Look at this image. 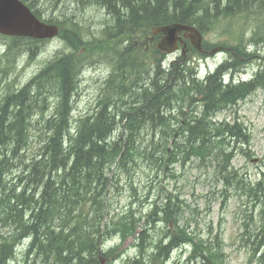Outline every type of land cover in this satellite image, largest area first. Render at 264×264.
Returning <instances> with one entry per match:
<instances>
[{"label":"bare ground","instance_id":"6f19581e","mask_svg":"<svg viewBox=\"0 0 264 264\" xmlns=\"http://www.w3.org/2000/svg\"><path fill=\"white\" fill-rule=\"evenodd\" d=\"M19 2L23 3L28 7L30 12L35 16H43L44 12L41 10V6L47 4V0H18ZM50 3L45 9L49 12L44 18L43 24L46 26H50L53 31V37H46V38H34L30 37L28 34H22V35H10V34H1L0 33V41L2 42L0 45L2 46V49L0 50V58L2 57L3 60H15L19 55V49H21V52H27L28 49L33 47H38L39 50L44 47V42L51 41L54 39H60L62 40L65 45L66 49H59L57 50L54 55L52 56V59L48 60L47 63L54 64H62V62H69L70 65V71L79 68L81 69L85 65V57L78 56V54H82L83 51L86 49H92L95 50L94 53H91L92 55L90 57L98 56L99 58L96 60L100 62L103 65L111 66L110 73L106 74L103 78H97L96 80H103L104 81V87H103V93L99 94V99H96L92 105H89L84 110V113L79 117L80 120L75 122V124L70 123V127L68 126V136L67 140L61 141V143L57 147H50L49 149L46 148V140L51 136L50 133H52L55 130V125L48 124L49 126H52V129L50 131H47L45 133H42L40 135L36 153L39 158L42 156H49L56 158L55 167L60 168V170L63 171V173L67 175H75L73 179L71 180L70 186H75L70 196L74 200V207L77 209L79 207L81 208H90L94 211H98L101 207L102 203L106 201L107 199V191H108V199L113 196L114 193L120 194L124 190V187L121 185V177L127 176L129 178L130 183L128 184L129 191L132 193L130 194L131 200H130V207L133 209L135 206L143 208L141 215H146L147 213L151 212L156 221L155 223H164V220H160L159 212H162L163 207L165 206L169 210V214H173V217H175L176 214L182 213L183 206L185 205L184 202L180 201V206L177 204H174V202L171 200L178 198V196H173V194L168 195V187L171 185V182H178V179L180 177V173H177V171L170 168L173 165H179L181 169H186L188 167H193L196 163V166L200 170L204 171H214V179L213 181L207 180L206 184H210L213 188L216 189L219 188L220 195L219 197H227L228 199L231 198V195L229 192L234 189L236 190L239 195L246 196L248 199L252 200V206L253 202L256 199L257 205L261 206V212L258 211L257 219H262V224L259 226V230L257 232L258 241H261L264 239V231H263V224H264V180L258 179L253 180L252 178H249L246 173H244L245 166H238L234 167L232 166V161L237 158V156L242 155L243 158H245L246 161L251 159V155L247 154L246 152L235 148V146L232 147L230 150L232 152V159L229 161L228 164L225 163L224 160L220 159L218 162H215L213 164H210L206 161L201 160L200 158H192L186 157V153L183 151L182 148V142L181 140L174 135L173 130L175 128H179L180 122H183V119H186L185 122L190 123L191 121L194 123H198L203 129H208L210 131H214L218 134V137H223L221 139L226 140L228 137L226 133L229 132V129H227L223 124L224 117L221 119V116H226L225 114L228 109L231 108H240V104L246 100L248 97L252 95V93H256L257 91L261 90L260 86H256L252 93L250 92H242L239 96H237L231 103H228L226 107L221 109H212L209 110L207 115H200L201 110L199 109V112L197 114L194 111H190L189 116L182 115L184 113V110L181 108V106L171 105L170 108H164L166 107V103H163V99L159 100L155 104V108H157V113L155 119L159 120L160 123H155L156 125L152 124L153 120H150V124L142 129V132H140L136 140L133 141L130 138H126L123 136L122 139H112L110 138L111 134H114V137L121 135H124V126L126 123H128V119H124L121 123H119V126L113 127V129L110 130V136L107 138L106 133L103 131H100V124L98 123V114L102 112L103 110L106 112L105 116H108L110 118L119 116V110L121 109L123 103L129 101L131 99L130 94L132 93V90L129 89L125 92V95L122 97L115 95L111 101L105 102L106 98L108 96H112L114 92L116 91V84H119L121 87L123 85L122 82L128 81L130 84H134V89L137 94H146L148 96L149 89L151 88V84L149 83V80L154 77L156 74H165V70L172 69V67L177 64L182 65V69L179 75H171V77L167 78L162 82V85L166 87L163 94H166L170 92L171 94H178L185 90V88L188 86L187 84L183 85L189 78V71H193L196 73V76L199 80L203 81L206 76L200 74V69L198 70V66L201 65L199 61L201 59H207L213 55L221 54L223 51V47L218 44H210L207 43L204 40V34L206 32H201L202 35V42H201V48L202 51H199L197 48H195L193 45L191 46L193 50L197 52L199 55L196 56V62H197V68L194 66V63L191 61L187 62L186 58L188 56V46L191 45V39H192V31L187 30L186 27H189L190 29L197 30V27L194 25H186L181 24L179 21H172L170 24L167 25H184L182 28L183 30L176 31L180 32L178 33L179 39H178V45L177 49L175 51H169V47L163 42L162 40L164 36H159L155 34V31L157 28H160L163 25L159 24H148V26L144 29L141 28L143 25L147 24V20L145 18H142L141 15L137 14V8L138 4H135L134 8H131L130 6H127L129 8V12L125 13V15L128 17V19H123V24L128 25L131 28L135 29V32L139 34L140 36L141 29L147 33L145 38H141V41L144 40V44L141 45L145 50V53L148 54V57H151L150 62H152V66H147L146 68H151V72L146 75H143V77H137L134 78L132 74H129L127 68L125 66L121 67V62L118 54H120V51L124 57L129 55V57L125 58V60H133L132 64H138L137 60H139L142 56V52L139 51L136 53L135 45L133 44V40L136 39L135 37L128 36V35H122L121 37H118L115 40H112L110 44L103 45L102 47L100 44L102 43L104 36H100L98 38H94L88 30L86 26H83L80 21H77L73 18L68 17L67 13H62L64 11L59 12V3L60 0H49ZM103 1L105 0H75L77 5H81L82 9H101L103 11L106 10V7L103 5ZM176 1V0H175ZM25 2V3H24ZM230 0H202V2H189L188 3H182L179 4L180 6L177 7L176 11L177 14H172L171 12V18L173 16V20L178 19H187L189 21H192L195 24H207L211 28L214 26V24L220 19V18H228V16H224L222 13L223 5L228 4L229 5ZM147 4V2L145 3ZM32 8H30L29 6ZM111 6L112 10L115 14H124L123 7L125 5V0H111ZM110 6V7H111ZM109 8V6H108ZM37 12V13H36ZM106 12V11H105ZM43 13V14H42ZM59 14V15H58ZM107 15V21L105 23L104 29L107 28V30L113 31L115 26L118 23V20L116 17L114 18L111 14ZM248 15V14H247ZM124 16V15H123ZM211 23H208L210 19L213 17ZM246 16V15H245ZM235 17H242L241 14L236 15ZM19 15L12 14V16L7 20L6 24L2 25V29L6 30L7 28H11L13 32H19L23 31L21 27L14 25L17 22L20 21ZM111 19V22L109 20ZM113 19V20H112ZM47 21V22H46ZM116 22V23H115ZM142 23V24H141ZM119 25V23H118ZM178 25V26H179ZM186 26V27H185ZM263 27L262 24H257L256 27H254V32H259V30ZM78 32V37L76 35V32ZM89 33V34H86ZM138 39V38H137ZM31 40V41H27ZM27 41V42H25ZM21 42H25L22 43ZM100 43V44H99ZM129 43L133 44V48ZM26 44V45H24ZM71 44L72 47L69 45ZM32 47H29V46ZM75 45V46H74ZM80 46L79 48H73L76 46ZM126 45V46H125ZM26 49H22L25 48ZM135 50V52H130L132 50ZM39 50L36 51L35 55H38L37 53ZM69 50V52L67 51ZM75 53L76 56L69 57L68 55ZM90 57L88 59H90ZM123 57V58H124ZM179 57H182V60H179ZM171 58V59H170ZM94 59V58H91ZM250 57H240V60L242 62V65L239 66L240 71L238 72L239 76L242 75V72L247 68V65L249 62ZM183 62H186L185 66ZM81 64V65H80ZM199 64V65H198ZM113 65V66H112ZM125 65V64H124ZM150 65V64H148ZM68 66V65H66ZM154 67V68H153ZM45 68V67H44ZM44 68L39 70L37 72L40 73ZM145 68V69H146ZM153 68V69H152ZM2 72H0V88L6 87L7 91L5 94H0L1 97V107L5 105L4 100L8 98L11 94H13L15 91H17V85L20 83V80L17 79V70L15 67L11 70H5L4 68H1ZM63 67H61V70ZM69 71V70H68ZM144 70L143 72L145 73ZM100 75L104 74L102 69L100 70ZM10 73V74H8ZM35 74V75H37ZM237 74V76H238ZM34 75V76H35ZM80 71L74 73L73 79L74 82L71 84L70 87V93L72 95L73 102L76 103V98L80 95V90L86 87H81L83 82L86 80H81L80 78ZM127 76L125 79H122L123 77ZM33 76V77H34ZM121 78V83H119V79ZM253 77L249 78V80H252ZM30 80V79H29ZM124 80V81H122ZM102 81V83H103ZM28 80L20 86L23 87ZM160 82V81H159ZM161 82L159 83V85ZM127 86V84H126ZM185 87V88H183ZM16 88V89H15ZM125 88V87H124ZM130 88V87H129ZM2 91V90H1ZM0 91V92H1ZM161 94V91H158V94ZM152 97V96H151ZM157 96H154L152 98H155ZM157 100V99H156ZM168 100V99H167ZM37 102H40V104H49L53 105V112L56 111V107L59 106L60 100L57 95L56 91L48 92L42 91L39 96L37 97ZM105 102V103H102ZM171 102V100H169ZM104 104V105H103ZM11 105L9 106V108ZM239 112L240 109H236L233 113V119L235 122L233 125L239 123ZM189 113L188 111H185V114ZM38 114V110L36 111L35 108V114ZM134 117V116H133ZM38 118V117H37ZM135 119V117H134ZM182 119V120H181ZM43 120L38 121L36 118H32V120L26 124L29 127H34L39 132L38 126L41 124ZM80 122L84 124V128L82 131V135L86 136L88 140H90V146L86 144H80L78 143L77 135L80 133ZM180 123V124H179ZM160 124V125H159ZM164 124L166 125L165 128H163ZM184 124V123H182ZM181 124V125H182ZM186 124V123H185ZM57 126L62 129H65L60 125V122H57ZM200 127V128H201ZM123 128V129H122ZM163 128V129H162ZM93 130L97 133V137L95 138L92 133ZM243 130V128H242ZM139 131V130H138ZM149 136H148V133ZM119 135H118V134ZM148 136V137H146ZM165 143V144H164ZM243 144V147L249 146L250 143L247 142ZM169 147V155L167 160H172L169 162L166 166V161L159 164V166L152 165L148 157L154 153V157H158L160 153L164 151V146ZM242 147V148H243ZM71 151L70 157L67 158L68 153ZM165 153V152H164ZM35 156V154L32 152V150L29 148V146H22V148L17 151L14 155V162L17 160L19 164H22L27 169H32V165L34 164L33 169H36V164L38 165L39 158ZM120 159H126L128 160V165L122 169L120 167ZM176 160V161H174ZM132 162V163H131ZM141 162L145 163L150 169L156 170L155 174V180L158 182L157 185V192L151 195V192L149 194L153 196L147 197L145 196L144 199H140L139 195L137 194L138 189L135 187L134 183L131 180L132 173H134V164L138 165V163ZM65 164L63 167L62 165ZM111 166V167H110ZM20 169L18 170V172ZM13 173V171H12ZM12 173L8 174L9 176L12 175ZM116 173V176L121 173L122 175L119 176V179H114V181H109L110 179H113V174ZM7 174V173H6ZM5 174V175H6ZM20 175L18 177H13L10 181L7 180V176H4V181L9 182L12 184H16L21 181L20 177H23V172L19 173ZM166 178L168 180L167 184H163L162 178ZM10 178V177H9ZM172 182V183H173ZM56 183V182H55ZM105 186V187H104ZM112 188L111 191L110 187ZM104 187V188H103ZM153 189V185L151 186ZM105 189V191H103ZM38 191V190H37ZM114 191V192H113ZM111 192V193H110ZM37 193V192H36ZM38 194V193H37ZM98 196V197H97ZM241 196V197H242ZM151 199L152 202H148L147 200ZM179 199V198H178ZM146 200V201H145ZM52 202V198L49 199V202ZM145 201V202H144ZM178 201V202H179ZM50 202V203H51ZM262 204V205H261ZM176 207V209L174 208ZM24 210V209H23ZM254 211L251 212L247 216L248 222L253 224L255 222L254 218ZM177 215V216H178ZM154 223V224H155ZM187 230L189 234L194 238V240L197 242V246L191 245L186 243L183 240L177 241L176 245H172L169 240V238L164 234L162 241L158 239H153V237L150 235L148 238H141L138 237H127L123 240V242H127L130 239L134 240L135 247L137 249V256L130 259L132 264H170L172 262L178 263L176 256L179 255L183 259H185L184 264H209L208 260L204 256L203 252L205 250V247H202L203 239L200 238V235L193 232L191 229L187 227ZM35 237L39 244L43 246L42 256H35L33 259H30V264H77L76 261H67L63 260L58 253H56L54 250L51 251L53 240L50 239L48 235H43L41 231L35 230ZM121 239V237L119 236ZM52 240V241H51ZM122 241V239H121ZM26 240L18 242L14 248H13V255H11L7 260L5 264H13V262H16L15 264H23L22 259L20 262H18V256H19V248L21 249L22 246V255L26 252ZM110 242V238L107 239H101L99 250L101 253L111 251L113 252L114 249L108 246V243ZM167 242V243H166ZM30 244V240H29ZM261 246V244L259 243ZM216 246V245H215ZM214 245L210 244L211 250L214 252H220V248H216ZM184 247L185 250H184ZM262 251V249L260 248ZM258 254V250L254 249V256ZM21 255V256H22ZM258 260L259 264L264 263V254L260 255L258 254ZM219 264H227V256L225 253L223 254L222 259L220 260Z\"/></svg>","mask_w":264,"mask_h":264},{"label":"trees","instance_id":"16d2710c","mask_svg":"<svg viewBox=\"0 0 264 264\" xmlns=\"http://www.w3.org/2000/svg\"><path fill=\"white\" fill-rule=\"evenodd\" d=\"M188 1L196 3L202 2V0H125L126 6L123 7L124 14L119 13L117 15L112 10L111 0H105L103 1V5L106 7L105 11L108 15L111 14L114 18L116 17L119 25L117 23L113 31L110 32L107 30L110 25L104 29L102 31L104 39L102 43L99 44L101 47L103 45L106 46L110 44L112 40L122 35L135 38L146 37L147 33H145L143 29H141L140 36H138L139 34L135 32V29L123 24V19H128L125 15V13L129 12L127 6L134 8L136 7L135 4H138V8L136 7L137 14L147 20V24L143 25L141 28L145 29L148 24L156 23L159 25H167L172 21H179L181 24L194 25L201 32H208L211 27L207 24H195L187 19L173 20V16L172 18L170 17L171 12L174 15L177 14L176 9L180 6L179 4L188 3ZM146 2L147 4H145ZM29 7L32 8L31 6ZM222 13L226 17H235L238 14H241V16L247 14L256 16L259 24H262L261 19L264 18V0H230L229 5H223ZM214 17L215 16H213L208 23H211ZM38 18H40V16H38ZM75 32L78 37V32ZM27 41L29 42L31 40ZM25 42H21V44ZM69 45L72 47L71 44ZM74 46L73 48L80 47L79 45L76 47ZM24 47L25 48L22 47V49H26V46ZM188 49V53L199 55L191 46H188ZM37 50H39L38 47L29 48L27 55L33 58ZM20 52L21 49H19V53ZM94 52L95 50H92L90 53ZM240 55L243 57L249 56L252 59V55L254 54H250L247 48L242 45L233 48L229 51L230 59L216 71L208 74L203 81L197 78L195 72L189 71V78L183 84H187L188 86L186 88L183 87L185 90L178 94H171L170 92L163 94L166 87L162 85V82L171 77V75H179L183 68L181 64H175L172 69L165 70V74H156L149 80L151 88L148 93L150 96L146 94H137L133 88V83L130 84L128 81L122 80L124 81L122 82L123 85L120 87L119 84H116V91L112 96H108L105 102L111 101L115 95L122 97L129 89L132 90L129 96L131 99L123 103L118 113L120 115L117 116V118L105 116L106 112L104 110L97 115L98 123L101 126L100 131L106 133L108 138L110 136V130L113 129V127L116 128L124 119H128V123L123 127L124 135L120 133L119 135L117 133L119 136L114 137V134H111L110 138L122 139L124 136L126 138L131 137V140L135 141L137 135L142 132V129L150 124V120H153L152 124L154 125L160 123L159 120L155 119L156 115H158L156 114L158 111L157 108H155V104L159 100L163 99V103L167 104L164 108H170L172 104L181 106L184 110L182 115L185 116H189L190 111H194L197 114L199 109L202 112L200 115H207L209 110L226 107L228 103H231V101L242 92L247 91L252 93L256 86H260L261 89H264V64L257 74L253 76L252 80L248 82H243L239 78L236 79V82L231 80L229 83L225 82L223 74L228 71L232 72V67L238 69L239 66L242 65ZM68 56L73 57L76 55L73 53ZM119 57L121 59V67L125 66L129 74H132L136 79L139 76L143 77V75H149L151 72V68H146L147 66H152L148 65L146 53L142 52V56L137 60L138 64L136 65H129L126 63L122 53H120ZM182 59V57H179V60ZM185 63L186 62H183L184 66L186 65ZM62 64L63 66L61 64L56 65L54 62L48 63L40 73L28 80L23 87L8 96V98L4 100L5 105L1 107L0 110V226L3 228H11L7 235L0 233V264H5L6 260L13 255L14 246L18 242L20 243L25 240H30V244L25 252V261L23 264H30V259H33L35 256H42L41 251L43 250V246L37 241L35 230L41 231L43 235L51 237L50 239L53 240H51L53 242L51 251L54 250L63 260L76 261L77 264H100L99 245L101 239L112 238L115 235H119L123 241L129 236L136 237L137 230L141 225V220L135 218L131 211V207L126 214L110 217L111 204L108 199V191L107 199L102 203L98 211L86 207H79L78 209L74 207V200L70 194L75 186H70V183L75 175H67L60 170L61 167H55L56 158L54 157H49L47 155L39 158L36 153L37 146L34 148L32 142H30L31 135L37 133V131L34 127H29L26 124H28L33 117L38 121L44 119L42 116L44 111L48 112L52 109L49 107V104L44 105L37 102L39 94L46 90L48 92L56 91L60 100V104L56 107V111L51 113V117H49L45 123L47 131L52 129V126L48 127V124L55 125L56 127L55 130L50 133L51 136L46 140V148L57 147L61 141L63 142V140L68 139L67 130L68 126L70 127V123L73 121L71 116L73 117L74 112V102L72 99L74 93H70V87L74 82L73 76L76 71H70V62L69 64L67 62H62ZM14 67L15 65L12 69ZM61 67H63L62 70ZM144 70L147 71L144 73ZM126 77L125 75L122 79ZM159 81L161 82L160 85ZM119 83H121V78L119 79ZM158 91H161V94L159 93V95H157ZM151 96L157 97L152 98ZM169 100H171V102H169ZM10 105L11 107L9 108ZM35 108L36 111L38 110V114L36 115H34ZM185 111L189 113L185 114ZM78 120H80V118H77L75 122ZM185 120L186 119H183V122H180L184 124L181 125L179 123V128H175L173 133L181 140L183 151L188 158H200L210 164L222 159L228 164L232 159V152L230 151L233 147L232 143L233 145H238V142H249V136L244 133L242 125L239 123L234 126L223 123L225 124L224 126L229 129V132L226 133V135H228L224 136L228 138L223 140L221 139L223 137H218L216 132L208 129L205 130L198 123L192 121L187 123ZM57 122H60V125L65 129L59 128ZM80 124V133H78L76 137L78 138V143L90 146V140L82 135L84 124L81 122ZM165 126L164 124L163 128H165ZM92 135L95 138L97 137V133L94 130ZM22 146H30L33 148V153L39 158L36 169H33V164L32 169H27L26 171L24 165L19 164L17 160V162H14V155ZM163 148L164 151L162 153L158 152L160 154L158 157H154V153L148 157L152 165L159 166V164L167 160L168 156L165 154L169 155V147L165 145ZM70 154L71 151L68 153L67 158L70 157ZM171 161L172 160H167L165 163L166 166ZM128 163V160L120 159L119 166L123 169ZM64 165L65 164H63L62 167ZM139 165V163L138 165L134 164V168ZM15 167L25 172L23 177H20L21 181L16 184L9 183L8 181L5 182L4 176L6 177V175L12 173ZM120 175L122 174L119 173L116 176V173H114L113 179L109 181L119 179ZM111 190L112 188L110 187L109 191ZM103 191H105V189ZM50 198H52V202L50 201L51 203L49 202ZM159 216L160 220L164 221H176L178 217H173V214H169V210L165 206ZM155 222L157 221L154 215L152 213L149 214V217L144 222L145 229L140 233L138 238H146V226L149 227ZM183 234L184 238H181L182 240L186 239L187 242L193 243L194 238L189 232H183ZM167 237L170 238L169 243L172 245L177 244V240H175L174 237ZM160 241H162V239H160ZM262 243L264 245V239ZM197 245V243L194 244V246ZM205 250V257L208 263L219 264L223 257L221 250L220 252H214L211 249ZM110 254L111 253H105L104 256L108 257Z\"/></svg>","mask_w":264,"mask_h":264},{"label":"rangeland","instance_id":"374dc122","mask_svg":"<svg viewBox=\"0 0 264 264\" xmlns=\"http://www.w3.org/2000/svg\"><path fill=\"white\" fill-rule=\"evenodd\" d=\"M50 1L47 0V4L41 6V10L44 12L43 16L40 18L44 21L48 11L45 9L49 5ZM59 12L62 10L67 13L68 17L73 18L77 21H80L83 26H86L90 30L91 34L94 35V38L102 36V31L107 21L106 12L101 9H82L81 5H77L75 0H60L59 3ZM59 15V14H58ZM262 25L264 23V18L261 19ZM111 22V19L109 20ZM258 19L256 16H242V17H228L220 18L214 26L204 34V40L210 44H218L223 48H227V53L224 51L221 54L213 55L207 59H201L198 66L200 69V74L205 75L209 72L213 73L217 70L220 64L224 63L227 59H230L229 51L233 48H236L240 45L247 48L248 52L252 55V59H249V64L247 68L240 75L245 80L253 77L257 72L262 68L264 64V25L259 30V32H254V27L258 24ZM89 34V33H86ZM90 35V34H89ZM255 39V40H254ZM2 42L0 41V44ZM44 47L39 50L35 57H29L27 52H20L18 57L15 60H3L0 58V72L1 68L5 70H11L15 65L17 70V79L20 80V83L17 85V90L20 89V86L24 84L27 80L31 79L39 70L46 67L48 60L52 59L54 53L59 49H66L65 43L60 39H54L51 41L44 42ZM144 44V40L134 39L133 44L135 45L136 53L141 51L145 53L144 48L141 44ZM133 44L129 43L133 48ZM126 46V45H125ZM107 47V46H106ZM2 46L0 45V50ZM242 49V48H241ZM240 49V50H241ZM69 52V50H67ZM92 49H86L82 54L78 56L85 57V65L79 70L81 80L88 79V82L85 81L80 85L81 87H86L80 90V95L76 98V103H73V118L72 125L75 124V120L79 118L86 109L87 106L92 105V103L99 99V94L103 93L104 81L96 80L98 77L103 78L106 74L110 73L111 66H106L96 61L99 57L94 56L90 57ZM130 52H135L133 49ZM121 53V51H120ZM148 55V54H147ZM120 56V54H119ZM241 56V55H240ZM90 57V59H88ZM124 57V56H123ZM129 57L127 55L125 58ZM242 57V56H241ZM94 58V59H91ZM117 58V57H116ZM120 58V57H119ZM196 56L190 59L194 63V66L197 68ZM148 64L151 57H146ZM171 59V58H170ZM118 60V58H117ZM8 63V64H7ZM126 63L129 65L133 63V60H126ZM81 65V64H80ZM113 66V65H112ZM104 74L100 75V70ZM238 69L232 67V73L237 75ZM10 74V73H8ZM239 76V74H238ZM103 81V83H102ZM15 88V89H16ZM2 90V91H1ZM0 94H5L7 91L6 87L0 88ZM101 95V94H100ZM1 102V97H0ZM1 105V103H0ZM52 109L48 112L44 111L42 116L44 119L41 124L38 126L39 132L31 135L30 142L33 143L35 148L38 144L40 135L47 132L45 128V123L51 113L53 112V105H49ZM240 108L233 107L228 109L225 114L226 116H221V119H226L227 123L233 125L235 122L233 113L236 109H240L239 112V124L242 125L244 133L249 136V146L243 147L245 142H238V145L232 143V146L238 147L237 149L246 152L251 155V159L246 161L242 155L237 156L235 160L232 161V166H245L244 173L248 175L249 178L253 180H264V89L257 91L252 94L246 100H244ZM225 122V121H224ZM148 133V132H147ZM149 136V133H148ZM146 136V137H148ZM243 147V148H242ZM33 152V148L29 146ZM17 162V161H15ZM18 164V163H17ZM139 166L134 168V173H132L131 180L134 183L135 187L138 189L137 194L140 199H144L145 196L149 197L157 192L158 182L155 180L156 170L151 169L145 164L139 162ZM173 170L180 173L178 182H171V185L168 187V195L178 196L176 199L171 200L174 204L180 206V201L185 203L183 206L182 213L179 214V223H155L150 225L147 230V235L152 236L153 239L163 238V235L169 230L174 234H179L182 226H186L191 229L193 232L200 235V238L205 240L206 243L209 242L212 245H216V248L223 249V252L227 256V264H259L258 257L264 254V245L262 241H258L257 232L259 226L262 224V219H257L258 211L261 212V206L257 205L256 199L253 202L248 199L246 196L239 195V193L232 189L229 194L231 198L219 197L220 190L216 187L213 188L210 184H206L207 180L213 181L214 171H204L200 170L196 163L193 167H188L186 169H181L179 165L171 166ZM20 168H14L12 175H8L7 180H11L13 177H18L20 172L23 174L25 172ZM10 177V178H9ZM163 184H167L168 180L162 178ZM130 183L127 176L121 177V185L124 187V190L120 194L114 193L110 200V217L118 216L119 214H126L128 208H130V200L132 194L129 191L128 184ZM153 185V189L151 186ZM151 192V195L149 194ZM176 196V197H177ZM242 196V197H241ZM153 196H151L152 198ZM146 201V200H145ZM144 201V202H145ZM148 202L153 200L148 199ZM179 201V202H178ZM262 205V204H261ZM176 209V207L174 206ZM143 208L141 205L139 207L135 206L131 211L136 219L142 221L146 220L149 217L151 212L146 215H141ZM254 211L255 222L247 224V216ZM109 214V212L106 210ZM160 215V212H159ZM178 214L175 215V217ZM109 219V216H108ZM0 233L7 235L9 233L8 228H1ZM166 235V234H165ZM29 242V240H28ZM27 243V242H26ZM262 244V251L260 250V245ZM120 241L117 238L112 239L109 243V247H114L120 245ZM186 247H184L185 250ZM210 248V246H209ZM254 249L258 250V254L254 256ZM18 262L21 261L22 255V246L19 248ZM119 252L115 254L110 264H132L130 259L137 256V249L134 244V240L130 239L121 246H119ZM178 263L172 262L170 264H184L185 259L181 256H176ZM16 262H13L15 264ZM135 264V263H134ZM264 264V263H262Z\"/></svg>","mask_w":264,"mask_h":264},{"label":"water","instance_id":"95a60500","mask_svg":"<svg viewBox=\"0 0 264 264\" xmlns=\"http://www.w3.org/2000/svg\"><path fill=\"white\" fill-rule=\"evenodd\" d=\"M12 14L19 15L20 21L14 25H17L24 29L23 31L13 32L11 28L6 30L2 29V25L6 24L7 20L12 16ZM179 25V24H178ZM168 25L164 27L157 28L155 34L158 32L164 33V42L170 49L169 51H175L177 49L178 43V33L176 31L183 30L184 25ZM186 27V26H185ZM187 30L192 31L191 44L197 48L199 51H202L201 42L202 35L198 30L190 29L186 27ZM0 33L1 34H10V35H22L28 34L30 37L34 38H46L53 37V31L50 26L44 25L40 22L25 6L23 3L18 0H0Z\"/></svg>","mask_w":264,"mask_h":264}]
</instances>
